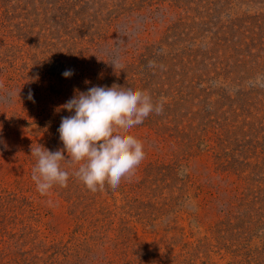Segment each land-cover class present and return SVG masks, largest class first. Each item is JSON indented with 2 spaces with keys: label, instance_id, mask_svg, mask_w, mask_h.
I'll return each instance as SVG.
<instances>
[{
  "label": "rangeland",
  "instance_id": "374dc122",
  "mask_svg": "<svg viewBox=\"0 0 264 264\" xmlns=\"http://www.w3.org/2000/svg\"><path fill=\"white\" fill-rule=\"evenodd\" d=\"M113 82L163 102L145 158L41 195L31 147ZM0 264H264V0H0Z\"/></svg>",
  "mask_w": 264,
  "mask_h": 264
},
{
  "label": "clouds",
  "instance_id": "9594fccd",
  "mask_svg": "<svg viewBox=\"0 0 264 264\" xmlns=\"http://www.w3.org/2000/svg\"><path fill=\"white\" fill-rule=\"evenodd\" d=\"M72 75L71 69L62 73L64 78ZM74 91L61 106L71 114L62 118L58 129L63 150L31 147L36 159L31 179L41 195L54 186H67L69 173L62 167L66 161L79 165L74 175L89 188L106 179L118 186L146 155L143 143L123 129L141 125L151 114L163 111L162 101L154 103L150 94L131 84L113 82ZM28 98H33L31 93Z\"/></svg>",
  "mask_w": 264,
  "mask_h": 264
}]
</instances>
